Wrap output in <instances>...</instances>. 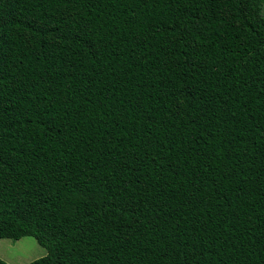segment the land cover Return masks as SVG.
Listing matches in <instances>:
<instances>
[{"label":"trees","instance_id":"trees-1","mask_svg":"<svg viewBox=\"0 0 264 264\" xmlns=\"http://www.w3.org/2000/svg\"><path fill=\"white\" fill-rule=\"evenodd\" d=\"M262 4L0 0V238L264 264Z\"/></svg>","mask_w":264,"mask_h":264},{"label":"rangeland","instance_id":"rangeland-1","mask_svg":"<svg viewBox=\"0 0 264 264\" xmlns=\"http://www.w3.org/2000/svg\"><path fill=\"white\" fill-rule=\"evenodd\" d=\"M261 11L264 14V4ZM45 253V249L32 236H22L17 240L0 238V258L8 264H26Z\"/></svg>","mask_w":264,"mask_h":264}]
</instances>
